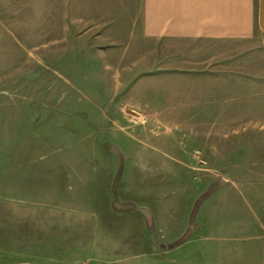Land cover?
<instances>
[{
	"label": "rangeland",
	"instance_id": "rangeland-1",
	"mask_svg": "<svg viewBox=\"0 0 264 264\" xmlns=\"http://www.w3.org/2000/svg\"><path fill=\"white\" fill-rule=\"evenodd\" d=\"M140 5L0 0V264H264V34Z\"/></svg>",
	"mask_w": 264,
	"mask_h": 264
},
{
	"label": "crops",
	"instance_id": "crops-1",
	"mask_svg": "<svg viewBox=\"0 0 264 264\" xmlns=\"http://www.w3.org/2000/svg\"><path fill=\"white\" fill-rule=\"evenodd\" d=\"M143 28L162 41L243 40L264 34V0H140Z\"/></svg>",
	"mask_w": 264,
	"mask_h": 264
},
{
	"label": "water",
	"instance_id": "water-1",
	"mask_svg": "<svg viewBox=\"0 0 264 264\" xmlns=\"http://www.w3.org/2000/svg\"><path fill=\"white\" fill-rule=\"evenodd\" d=\"M20 264H30V263H26V262H25V263H20Z\"/></svg>",
	"mask_w": 264,
	"mask_h": 264
}]
</instances>
